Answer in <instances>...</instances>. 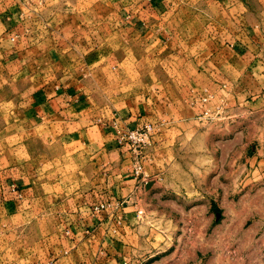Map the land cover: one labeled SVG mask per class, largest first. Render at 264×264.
I'll use <instances>...</instances> for the list:
<instances>
[{"label":"rangeland","instance_id":"obj_1","mask_svg":"<svg viewBox=\"0 0 264 264\" xmlns=\"http://www.w3.org/2000/svg\"><path fill=\"white\" fill-rule=\"evenodd\" d=\"M5 1L6 16H17L16 25L21 32L3 34L1 49L8 52L16 47L22 53V65L18 73L9 75L4 70L5 60L0 59L3 70L0 71V120L3 114L24 113L25 108H29L23 101L30 96L31 83L40 88L66 76L85 82L101 78L102 89H92V84H85L84 102L73 110L74 115L87 116L89 124L101 125L108 132L112 130L117 143L119 130L149 127L153 143L154 138L175 126L178 130L171 133L170 138L176 137V158L182 167L192 163L191 167L195 168L192 171L184 168V171L196 177V208L191 207L193 202L188 195L177 200L172 189L156 197L154 202L174 213V216L149 220L161 230L154 241L167 243L162 244L160 254L156 255L157 264H264V178L246 163L245 159L251 156L245 153V148L237 151L232 147L233 151L228 152L231 131H227V128L232 129V124L253 126L255 121L251 114L256 108L262 118L258 123L264 124V105L237 104L238 97L251 99L259 90L254 88L253 82L249 83L250 78L246 79L248 84L242 82L238 87V74L224 73L226 66L233 68L239 63L235 53L237 43L246 49L254 47L253 38L257 33L254 29L259 30L253 27L254 19L246 14L238 24L231 10L222 7V0H175L177 6L167 10L169 17L165 24L149 28L146 36L141 34L144 28L135 27L132 31L126 26L127 18L132 16V10L126 8L128 2L139 4L140 0ZM150 15L158 18L156 11ZM239 32H244L246 40L236 39ZM15 99L23 103L21 107L8 104ZM129 104L139 108L148 119L133 129L120 126L115 117ZM193 114L198 118V125L193 126L198 132L190 136V123L176 124L174 117L187 119ZM229 116L227 126L223 120ZM238 116H242V121ZM22 124L18 134L21 143L11 160L23 164L19 172L23 173L25 182L28 185L49 183L45 187L55 190L63 188L52 183H63L69 190L84 187L92 162L77 156L72 138L69 154L65 153L64 161L59 162L66 130L62 132L60 127L59 131L49 133L43 127L32 128L29 122ZM207 128L212 130L211 135H206ZM76 129L78 125L71 124V136ZM223 131L229 134L223 135ZM47 133L48 140L54 141L48 150ZM35 137H41L43 144H31ZM250 142L253 144V138ZM207 144L211 153L206 152ZM206 156L213 157L212 162L208 158L207 164ZM239 158L241 160L235 162ZM141 160L143 165L146 157ZM53 165V168L47 167ZM206 167L208 174L214 177L210 186L208 182L207 192ZM13 188L18 190L20 186L14 182ZM38 191L44 190L38 186ZM56 224L40 216L31 221L38 232L2 234L0 246L5 248V260L18 252L14 246L30 245L33 241L38 242V248L32 254L39 262L45 260L48 257L45 242L52 244L58 240L56 234L46 230Z\"/></svg>","mask_w":264,"mask_h":264},{"label":"crops","instance_id":"obj_2","mask_svg":"<svg viewBox=\"0 0 264 264\" xmlns=\"http://www.w3.org/2000/svg\"><path fill=\"white\" fill-rule=\"evenodd\" d=\"M221 5L224 9L231 10L238 24L247 14L254 19L253 27L259 28L254 29L257 33L253 38L255 42L253 48L246 49L244 45L236 44L238 49L235 53L239 63L233 68L226 66L224 73L238 74L239 80L236 82L238 87L242 82L248 84L246 79L250 78L249 83L253 82L254 88L259 90V94L251 99L246 97L241 100L238 97L237 104L264 105V0H222ZM176 6L175 0H140L139 4L135 1L128 2L126 8L132 10V16L127 18L126 26L132 31L135 27L144 28L141 34L147 36L149 28L154 26L159 28L165 24L169 17L166 16L169 12L167 10ZM154 11L158 14L157 23V19L150 15ZM17 19L15 14L13 17L6 16V1L0 0V59L5 60L4 70L9 75L21 70L19 66L22 65V53L18 52L16 47L8 52L1 49L3 47L1 37L3 34L14 35L21 32L20 26L16 25ZM237 30L240 31V27ZM236 39H239V42L246 40L244 32H239ZM250 62L253 63L249 64ZM0 71L3 70L0 68ZM102 83L101 78L85 82L73 76L62 77L59 81L51 80L40 88L31 83L30 96L23 101L29 108H25L24 113L14 111L7 113L8 115L3 114V119L0 120V236L5 233L38 232V228L32 226L31 221L45 216L50 221L57 222L45 230L47 233L56 234L58 240L55 243L51 242L52 244L45 242L48 257L40 262L35 254H32V251L38 248V242L33 241L30 245L17 244L14 248L18 252L16 251L8 260H5V248L0 246V264H157L159 261L156 255L160 254V249L164 246L162 244L167 243L154 241L155 235H159L161 230L149 220L155 217L174 216V213L155 205L156 197H162L167 190L172 189L177 200H181L182 195L184 199L185 195H188V199L193 202H190L191 207H197L198 190L197 183L194 182L196 177H192L191 172L184 171V168L189 171L195 168L191 167L192 163L182 167L176 158V137L170 138V134L176 132L178 128L172 126L168 128V133L154 138L152 146L147 153L145 152L144 174L148 173L149 176L144 182L133 176L131 155L126 147L118 145L112 130L108 132L101 125L89 124L87 116L74 115L73 110L79 109V105L84 102L85 84H92V89L99 90L103 87ZM11 103L14 106L19 104L20 107L23 104L18 99L8 104ZM259 111L256 108L251 114L254 115L253 126L230 125V116L223 121L227 126H232L231 130L227 128L228 132L231 131L228 152L233 151L232 147L237 148V151L245 148V153H250L251 156L245 159L246 163L254 167L255 172L264 178V124L258 123L262 120ZM115 117L120 126L130 129L143 125L148 120L145 114L132 104L120 110ZM238 117L242 121V116ZM197 119L193 114L187 119L174 117V122L176 124L189 122V135L192 136L198 132L197 127L193 128L198 125ZM22 122H29L32 128L43 127L49 133L59 131L60 127L62 132L66 130V136H62L63 142L59 150L62 159L59 162L64 161L65 153L69 154L72 138L77 156L92 162L84 187L77 186L69 190L65 189L66 185L63 183H52L63 188L55 190L45 187L49 183L31 182L28 185V182H25L23 173L19 172L24 168L23 164L11 160V156L17 153L21 143L18 141V134L22 130ZM71 124H77L79 127L72 136L69 130ZM17 129L19 131L16 132ZM206 130L207 136L212 134L210 128L209 131L208 128ZM227 131H223V135L228 133ZM11 133L14 135H7ZM250 138H253V144H250ZM49 140L47 133V150L54 143L53 140ZM30 143L42 145L43 140L41 137H35ZM209 147L207 144V153L212 152ZM206 158L207 164L208 158L211 162L213 160L210 156ZM240 160L241 158L235 162ZM207 167L205 192L208 191V182L210 186L214 178L212 174H208ZM14 182L19 184L20 189L13 188ZM38 186L44 191L39 192ZM209 192L213 196L210 187ZM107 203L111 204V208L99 209L101 204ZM178 208L180 209V206ZM7 221L8 224L5 223ZM154 250L158 252L153 253Z\"/></svg>","mask_w":264,"mask_h":264},{"label":"built area","instance_id":"obj_3","mask_svg":"<svg viewBox=\"0 0 264 264\" xmlns=\"http://www.w3.org/2000/svg\"><path fill=\"white\" fill-rule=\"evenodd\" d=\"M119 144L128 148L132 155V174L135 178L146 182L147 176L144 174L142 160L145 157V151L151 146V129L138 128L133 130H119L117 137ZM110 204H101L99 209L105 210ZM141 214V212H139Z\"/></svg>","mask_w":264,"mask_h":264}]
</instances>
